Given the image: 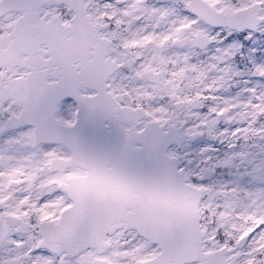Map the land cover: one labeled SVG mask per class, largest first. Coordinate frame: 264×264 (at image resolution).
Instances as JSON below:
<instances>
[{
	"label": "snow or ice",
	"instance_id": "6c2138e0",
	"mask_svg": "<svg viewBox=\"0 0 264 264\" xmlns=\"http://www.w3.org/2000/svg\"><path fill=\"white\" fill-rule=\"evenodd\" d=\"M0 264H264V0H0Z\"/></svg>",
	"mask_w": 264,
	"mask_h": 264
}]
</instances>
